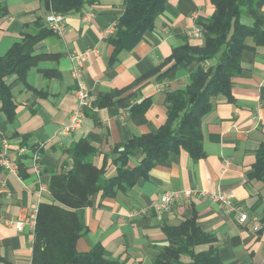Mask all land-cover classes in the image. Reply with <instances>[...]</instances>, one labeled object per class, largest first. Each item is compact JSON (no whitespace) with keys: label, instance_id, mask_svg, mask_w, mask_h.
Segmentation results:
<instances>
[{"label":"crops","instance_id":"crops-1","mask_svg":"<svg viewBox=\"0 0 264 264\" xmlns=\"http://www.w3.org/2000/svg\"><path fill=\"white\" fill-rule=\"evenodd\" d=\"M5 1L9 14L0 20V57L25 34L39 29L37 23L47 26L48 12L41 0ZM88 1L91 3L83 12L67 15L62 37L52 35L38 44L37 53L61 58L41 63L30 72L28 83L38 95L15 86V124L7 121L0 102V264L32 263L34 232L28 225L19 231L16 223L29 219L34 206L51 202V176L73 166L67 149L87 140L97 150L96 165L106 161L105 176L114 178L119 165L113 150L165 125L167 93L185 89L198 65L179 70L172 81L159 82L156 76L146 75L162 66L174 48L186 42L204 46L205 39L194 38L192 33L209 23L214 13L211 0H168L154 29L133 50L111 62L114 47L108 39L124 14L126 0ZM84 54L85 59L74 58ZM41 69H55L60 77L47 80ZM76 74L87 87L91 107L85 112L83 126L67 132L63 128L78 104ZM110 94H118L116 99L128 104L97 108L98 99ZM232 95V103L223 95L212 98L210 112L202 117L205 158L195 161L181 150L158 163L133 187L117 190L115 198H102L100 193L95 197L93 206L84 210L89 232L78 241L79 252L87 253L101 243L118 264H153L155 245L167 244L162 226H177L183 219L196 217L200 227L216 237L215 246L226 264H264V233L255 234L238 221L237 214L207 195L180 201L161 216L152 209L168 191L225 192L236 206L264 220V185L248 178L264 143V48L243 53L242 72L233 79ZM24 136L26 144L21 147ZM22 148L24 153L19 155ZM144 158L143 151L137 150L129 157L127 169L139 167ZM144 209L145 215L137 214Z\"/></svg>","mask_w":264,"mask_h":264},{"label":"trees","instance_id":"trees-1","mask_svg":"<svg viewBox=\"0 0 264 264\" xmlns=\"http://www.w3.org/2000/svg\"><path fill=\"white\" fill-rule=\"evenodd\" d=\"M47 12L63 15L81 13L91 3L88 0H41ZM168 0H126L124 14L118 20L116 31L108 39L114 47L111 62L124 51L133 50L143 35L154 29V23L166 9ZM214 13L207 24H202L204 46L188 42L174 48L172 56L164 64L146 75L156 80L172 81L177 72L197 64L185 89L167 93L168 118L155 133L134 138L123 148H115L119 165L118 176L106 178V161L102 166L94 162L97 150L87 140H81L67 149L73 159L68 172L54 173L48 182L51 202L40 203L36 214L31 264H118L108 257L101 243L89 252L77 249L80 238L88 234L84 210L93 206L95 197L115 198L117 190L133 187L140 177L171 154L186 151L195 161L206 157L203 148L202 117L212 108L211 99L223 95L234 102L233 79L242 72V55L245 51L258 52L264 48V0H211ZM9 9L5 0H0V20L6 18ZM39 29L27 33L0 57V102L1 111L12 125L17 118L18 103L14 88L22 85L25 90L38 95V90L28 83L29 74L44 62H58V54L37 53L38 44L54 35L37 23ZM42 71V69H41ZM47 80L59 78L55 69L42 71ZM110 94L96 102L97 108L124 106L125 99H116ZM26 144L23 137L21 147ZM141 149L145 155L139 167L127 169L129 157ZM38 151V150H35ZM24 159V158H23ZM23 159H20L21 161ZM19 161L21 176L25 169ZM249 180L264 185V143L257 153ZM1 210V208H0ZM167 244L156 247L153 264H226L215 246L217 239L205 232L197 218L183 219L177 226L163 225ZM207 247L205 250L200 248ZM187 260V261H185ZM3 259L0 257V263Z\"/></svg>","mask_w":264,"mask_h":264},{"label":"built area","instance_id":"built-area-1","mask_svg":"<svg viewBox=\"0 0 264 264\" xmlns=\"http://www.w3.org/2000/svg\"><path fill=\"white\" fill-rule=\"evenodd\" d=\"M66 19L67 15H63L54 11H50L45 16V22L47 27L52 31L54 35L62 37L65 34L66 30ZM192 36L194 38H201L202 31L201 29H196ZM92 53H96V50L90 51ZM86 55H76L74 58L85 59ZM78 82V104L75 110L72 112L69 122L63 128V130L67 132H73L80 129L85 120V111L89 107H91V96L87 90V87L84 85L82 81H80L78 75L76 74ZM5 148H8V145L4 144ZM19 155L24 153V148L19 149ZM209 196V198L218 203L221 206H224L228 212L237 214L238 221L241 224H247L250 226L252 232L255 234H263L264 233V220L259 216H252L248 214L246 211H243L240 207L236 206L233 203V199L228 193L225 192H203V191H195V190H180V191H168L163 193L158 201L152 206L153 211L158 215H164L170 213L173 209V206L180 201H187L194 196ZM31 216L25 222L16 223V226L19 231H23L25 225H28L32 231L34 232L36 226V214L38 211V205L34 206ZM147 210L144 209L139 211L137 214L145 215Z\"/></svg>","mask_w":264,"mask_h":264},{"label":"rangeland","instance_id":"rangeland-1","mask_svg":"<svg viewBox=\"0 0 264 264\" xmlns=\"http://www.w3.org/2000/svg\"><path fill=\"white\" fill-rule=\"evenodd\" d=\"M87 110V109H86ZM86 112V111H85ZM86 117V116H85Z\"/></svg>","mask_w":264,"mask_h":264}]
</instances>
